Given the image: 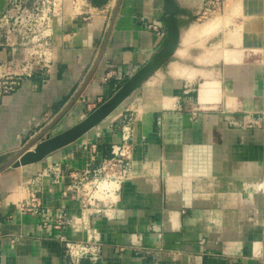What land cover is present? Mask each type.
Wrapping results in <instances>:
<instances>
[{"label":"crops","instance_id":"0c3cea01","mask_svg":"<svg viewBox=\"0 0 264 264\" xmlns=\"http://www.w3.org/2000/svg\"><path fill=\"white\" fill-rule=\"evenodd\" d=\"M203 1L175 0L188 25L172 62L105 120L38 162L0 170V264H69L63 240L100 245L99 259L79 264H264V0H228L219 17L190 24ZM111 4L88 0L85 14L65 19L58 61L9 94L0 89V159L23 149L75 98L70 115L104 103L161 52L163 0ZM8 57L0 50V62ZM1 64L0 75L9 72ZM128 116L131 178L111 213L82 223L67 175L110 157ZM34 178L39 213L21 208ZM235 182L245 188L233 192ZM61 213L74 227L56 229Z\"/></svg>","mask_w":264,"mask_h":264},{"label":"built area","instance_id":"2783aa9c","mask_svg":"<svg viewBox=\"0 0 264 264\" xmlns=\"http://www.w3.org/2000/svg\"><path fill=\"white\" fill-rule=\"evenodd\" d=\"M40 0H13L10 1L14 4V10H8L4 12L0 18V32L3 26L7 25L8 22L13 20L11 29H7L5 33L7 35H26L30 33V36L36 35V33H46V35L41 34L38 38L34 36L28 43L33 46L30 49L18 50L15 44H6L9 49V55L11 59L6 62H0L1 65L9 71L3 70L0 75V79H9L8 83L0 82V89L3 94H9L14 91L15 87L18 86L21 79H30L37 73H44L49 70L54 61L51 57V50L48 49L50 41V26L51 20L50 16L53 15L50 11L49 6L43 11H39ZM47 5H50L54 0H42ZM64 5H73L80 9L81 14H85V9L88 7V0H60ZM67 2V4H66ZM228 0H204L201 13L199 15V20H204L211 18L216 15L223 13L227 6ZM43 4V2H42ZM30 6V11L21 9V7ZM80 14V15H81ZM75 16V14H71ZM70 15V16H71ZM32 16V18L42 17L46 20L47 24L44 27L45 30L42 32L37 27H26L22 24V20L25 17ZM40 16V17H39ZM18 21L19 25L18 26ZM16 27V28H15ZM45 40V42H44ZM11 42V38H9ZM40 49L45 48L44 52L35 51V44L39 42ZM17 46H23L22 43L17 44ZM5 46L0 44V50H6ZM40 54V55H38ZM20 56V57H19ZM42 56V58H41ZM117 81H122V74L119 73L117 76ZM243 122L246 121V117H243ZM244 126H256L254 123L247 124ZM132 125L130 122L125 123L122 128L121 141L119 144L111 145L110 147V157L102 158L98 162L96 167H88L86 170L81 172L72 171L67 176L70 179V186L68 187L69 192L72 197L77 200L80 210H81V221L90 215H107L105 213H111V210L116 205L123 185L128 182L131 178V158H132ZM94 148V147H93ZM93 153L95 152L92 149ZM91 162H95L92 158ZM38 179L34 178L27 183V200L21 203V208L27 211H34V213H39L40 201L37 197ZM61 226L74 227L72 221L68 218L66 213H61L58 219L55 221L56 229ZM64 254L69 259V264H79L82 259L89 258L91 260L99 259V253L101 250L100 245L92 243V241L87 240L83 242H71L63 240Z\"/></svg>","mask_w":264,"mask_h":264},{"label":"water","instance_id":"95a60500","mask_svg":"<svg viewBox=\"0 0 264 264\" xmlns=\"http://www.w3.org/2000/svg\"><path fill=\"white\" fill-rule=\"evenodd\" d=\"M119 3L120 0H117L115 5L116 9L118 8ZM180 14L181 10L175 0H163L160 20L166 26V36L162 44L161 52L158 55H155L142 69L132 75L108 100L102 103L89 115L57 134H49L50 130L59 123L70 107L75 103V98L67 108L46 129H44V131L39 133V135L23 147V149L11 157L0 159V170L6 168L17 169L38 162L49 154L76 142L105 120L108 115L115 111L131 95V93L137 89L138 85L142 84L145 79L155 72L160 64H164L169 59L168 56L171 55L173 48L179 40L180 29L182 26L186 25V23L184 25L178 19ZM189 22H192V20L190 19ZM100 56H98L96 64L98 63ZM31 147L34 148V151L28 152Z\"/></svg>","mask_w":264,"mask_h":264},{"label":"rangeland","instance_id":"374dc122","mask_svg":"<svg viewBox=\"0 0 264 264\" xmlns=\"http://www.w3.org/2000/svg\"><path fill=\"white\" fill-rule=\"evenodd\" d=\"M4 1V5L2 7V5L0 4V18L2 17V15L4 14V12L8 11V10H14L16 11V9L14 8V4L12 3L13 0H3ZM10 1H12L10 3ZM60 0H54L50 5H47L46 3H44V1L40 0L39 3H38V6H39V11H45L47 9V7L49 6L50 8V11L52 12L53 15L50 16V20H51V26H50V41L49 42V47L48 49L51 50V57H52V60L54 61V63L56 61H58L59 59V54H58V47H59V37L61 36V32L60 30L62 29V26L65 22V19H67L71 14H75L76 15H80L81 14V10L80 9H77V7H74L73 5H64L62 2H59ZM115 1V2H114ZM116 1L117 0H112V3L111 4L114 8H115V5H116ZM43 2V4H42ZM67 4V2H66ZM2 7V8H1ZM26 9V10H29L30 11V6L27 5L26 7H21V9ZM86 11V9H85ZM222 14V13H221ZM82 15V14H81ZM220 15H216V16H213V17H219ZM40 17V16H39ZM213 17L211 18H207V19H204V20H199L198 22L196 21L197 19H194L192 20V22L190 24H196V25H205L206 23L210 22ZM2 24V23H0ZM12 24H13V20L8 22L7 25L3 26V29L2 31L0 32V44L2 46H5L6 47V44H15L16 48L18 50H23V49H30L33 45L28 43L27 40H30L31 38H33L34 36L38 37V38H41V37H45V36H41V34H44L46 35V33H36V35H31L30 36V33L26 34V35H7L5 33V31L7 29H11L12 27ZM22 24L23 25H26V27H37L40 31H44L45 30V26L47 24L46 20L43 19L42 17L39 18H32V16H28V17H25L23 20H22ZM21 25L19 24V21H18V26ZM16 28V27H15ZM9 38H11V42L9 41ZM45 42V40H44ZM22 43L23 46H17V44H20ZM43 42H39L37 44H35V48L34 50L35 51H41V53L44 52L45 48H41L40 49V46L39 44H42ZM2 49V48H0ZM10 48L6 47V50L7 52L9 51ZM40 55V54H38ZM20 57V56H19ZM42 58V56H41ZM11 59L10 55L7 59V61H9ZM170 62H172V59H169ZM155 73L151 74L147 79H145L142 84L138 85L137 86V89H140V87L144 86V84L147 82V80L151 77L154 76ZM128 80V79H127ZM126 80V81H127ZM126 81L122 82L121 85L123 83H125ZM120 85V86H121ZM118 90V89H117ZM103 102H96L94 103L93 105H85V108L83 111L77 113V114H72L71 112V115L69 114V112L71 111V108L67 111V115H64V118L59 122L57 123L50 134L54 135V134H57L58 132L70 127L71 125L75 124L77 121L81 120L84 118V116H87L89 115L92 111H94L97 107H99ZM83 104V103H82ZM73 108V106H72ZM69 114V115H68ZM133 120V117L132 116H128L126 118V123L127 122H130L131 125H132V121ZM49 136V135H48ZM34 151V148H30L28 152H33ZM233 188L235 191L233 192H238L239 190H242L244 189V183H236L233 185ZM231 192V191H230ZM255 192V190L253 188H248L246 190V193L249 194V193H253Z\"/></svg>","mask_w":264,"mask_h":264},{"label":"bare ground","instance_id":"6f19581e","mask_svg":"<svg viewBox=\"0 0 264 264\" xmlns=\"http://www.w3.org/2000/svg\"><path fill=\"white\" fill-rule=\"evenodd\" d=\"M114 2H115V1H114ZM193 30H194V32H195V29H193ZM188 32H189V31H188ZM191 33H193V32H190V34H191ZM172 69H173V68H172ZM173 70H174V69H173ZM187 75H188V74H187Z\"/></svg>","mask_w":264,"mask_h":264}]
</instances>
